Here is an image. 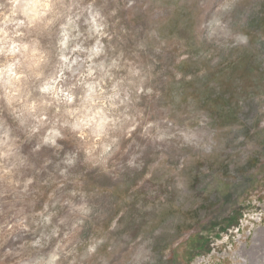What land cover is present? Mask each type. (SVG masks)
<instances>
[{"label": "rangeland", "instance_id": "1", "mask_svg": "<svg viewBox=\"0 0 264 264\" xmlns=\"http://www.w3.org/2000/svg\"><path fill=\"white\" fill-rule=\"evenodd\" d=\"M13 10L0 264H264V0Z\"/></svg>", "mask_w": 264, "mask_h": 264}, {"label": "clouds", "instance_id": "2", "mask_svg": "<svg viewBox=\"0 0 264 264\" xmlns=\"http://www.w3.org/2000/svg\"><path fill=\"white\" fill-rule=\"evenodd\" d=\"M9 2L13 4V9H14L10 15H15V6L19 2V0H9ZM37 7H42L44 10H46L47 4L29 3L26 5V11L27 9H36ZM40 14L43 15L44 13L41 12ZM2 22L4 23L5 26H7V24L9 23H16L17 26H20V24L22 23V21H13L9 19V16H5ZM4 35L6 36L7 33H4ZM13 47H15V45H13Z\"/></svg>", "mask_w": 264, "mask_h": 264}, {"label": "built area", "instance_id": "3", "mask_svg": "<svg viewBox=\"0 0 264 264\" xmlns=\"http://www.w3.org/2000/svg\"><path fill=\"white\" fill-rule=\"evenodd\" d=\"M252 215H253L254 217L257 216V217H256L257 221L255 220V218H251L252 223H254V222H260V221L262 220V219H261V216H262L261 213H259V212H254ZM248 219H249V218H248ZM246 222H247V221H246ZM242 225H243L242 222L239 221V223H238V224L236 225V227H235V229H237L236 232L240 230V226H242ZM245 225H247V224L245 223Z\"/></svg>", "mask_w": 264, "mask_h": 264}]
</instances>
